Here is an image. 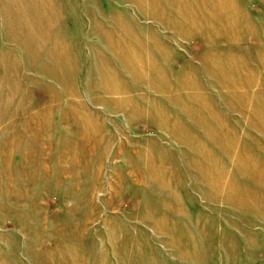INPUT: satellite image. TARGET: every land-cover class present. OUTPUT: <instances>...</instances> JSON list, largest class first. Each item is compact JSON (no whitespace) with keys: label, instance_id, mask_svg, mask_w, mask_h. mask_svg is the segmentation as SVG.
Listing matches in <instances>:
<instances>
[{"label":"rangeland","instance_id":"rangeland-1","mask_svg":"<svg viewBox=\"0 0 264 264\" xmlns=\"http://www.w3.org/2000/svg\"><path fill=\"white\" fill-rule=\"evenodd\" d=\"M0 264H264V0H0Z\"/></svg>","mask_w":264,"mask_h":264},{"label":"bare ground","instance_id":"bare-ground-1","mask_svg":"<svg viewBox=\"0 0 264 264\" xmlns=\"http://www.w3.org/2000/svg\"><path fill=\"white\" fill-rule=\"evenodd\" d=\"M48 1H49V0H48ZM126 2H127V1H126ZM12 3H13V2H12ZM51 7H52V6H51ZM12 8H14V7L12 6ZM44 17H45V16H44ZM146 17H147V16H146ZM52 18H53V17H52ZM55 18H56V17H55ZM53 20H54V19H53ZM54 21H55V20H54ZM50 24H51V23H50ZM29 28H30V27H29ZM14 31H15V30H14ZM210 35H211V34H210ZM110 39H111V38H110ZM214 40H215V39H214ZM57 44H58V43H57ZM115 48H116V47H115ZM156 53H157V52H156ZM167 53H168V51H167ZM53 58H54V57H53ZM167 60H168V59H167ZM167 60H166V61H167ZM128 67L130 68V70H133V69L131 68V67H132L131 64H128ZM136 68H137L138 70L140 69V68H138V67H136ZM136 68H135V69H136ZM141 68H142V67H141ZM150 68H151V67H150ZM154 68H155V67H154ZM135 69H134V70H135ZM138 70H137V71H138ZM135 71H136V70H135ZM137 71H136V72H137ZM140 71H141V70H140ZM140 71H138V73H139ZM141 72H142V71H141ZM150 72H151V71H150ZM153 74H154V73H153ZM149 75H150V74H149ZM151 75H152V74H151ZM136 76H137V75H136ZM139 77H140V76H139ZM136 78H137V77H136ZM144 78H145V77H144ZM155 80H156V79H155ZM159 81H160V80H159ZM189 81H190V80H189ZM152 84H153V82H152ZM109 88H110V87H109ZM122 88H123V87H122ZM111 89H112V88H111ZM120 90H121V89H120ZM110 96H111V95H110ZM125 96H126V95H125ZM115 99H116V98H115ZM128 99H129V98H128ZM128 102H129V101H128ZM133 102H134V101H133ZM110 103H111V102H110ZM117 109H118V108H117ZM135 109H136V108H135ZM136 110H137V109H136ZM138 111H139V110H138ZM126 115H127V114H126ZM173 130H174V129H173ZM179 131H180V130H179ZM226 143H227V142H226ZM235 144H236V143H235ZM197 145H198V144H197ZM227 147H228V146H227ZM232 150H233V149H232ZM242 159H243V158H242ZM240 161H242V160H240ZM223 176H224V175H223ZM241 177H242V176H241ZM217 178H218V177H217ZM223 182H224V181H223ZM229 182H231V181H229ZM216 183H217V182H216ZM221 183H222V182H221ZM212 185H213V184H212ZM219 185H220V184H219ZM217 186H218V185H217ZM235 187H236V186H235ZM220 188H221V187H220Z\"/></svg>","mask_w":264,"mask_h":264}]
</instances>
